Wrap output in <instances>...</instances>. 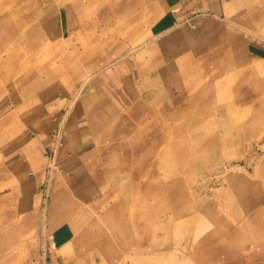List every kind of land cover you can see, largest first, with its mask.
<instances>
[{
	"label": "rangeland",
	"instance_id": "374dc122",
	"mask_svg": "<svg viewBox=\"0 0 264 264\" xmlns=\"http://www.w3.org/2000/svg\"><path fill=\"white\" fill-rule=\"evenodd\" d=\"M0 264H264V0H0Z\"/></svg>",
	"mask_w": 264,
	"mask_h": 264
},
{
	"label": "crops",
	"instance_id": "0c3cea01",
	"mask_svg": "<svg viewBox=\"0 0 264 264\" xmlns=\"http://www.w3.org/2000/svg\"><path fill=\"white\" fill-rule=\"evenodd\" d=\"M206 2H209V1H212V0H205ZM207 9L209 10H212V11H216V8H214V6L213 5H207ZM28 220V219H27ZM27 220H25V222H27Z\"/></svg>",
	"mask_w": 264,
	"mask_h": 264
},
{
	"label": "bare ground",
	"instance_id": "6f19581e",
	"mask_svg": "<svg viewBox=\"0 0 264 264\" xmlns=\"http://www.w3.org/2000/svg\"><path fill=\"white\" fill-rule=\"evenodd\" d=\"M152 91V90H151ZM144 98V97H143ZM146 99V98H145ZM185 105V104H184ZM205 139V138H204ZM206 141V140H205ZM204 144V143H203ZM140 147V146H139ZM206 147H204V149H205ZM92 183V182H91ZM74 209V206L72 205L71 206V210L70 211H72ZM84 219V218H83ZM83 221H85V220H83ZM82 222V221H81ZM242 224V223H241ZM79 226V225H78ZM228 226V225H227ZM220 234H222L221 232H220ZM218 236H220L219 234H217ZM217 236V237H218ZM222 236H224V235H222ZM220 238H221V236H220ZM217 239V238H216ZM218 240V239H217Z\"/></svg>",
	"mask_w": 264,
	"mask_h": 264
}]
</instances>
